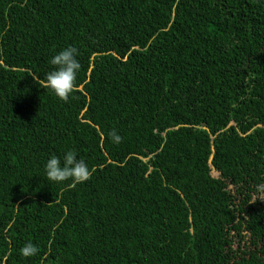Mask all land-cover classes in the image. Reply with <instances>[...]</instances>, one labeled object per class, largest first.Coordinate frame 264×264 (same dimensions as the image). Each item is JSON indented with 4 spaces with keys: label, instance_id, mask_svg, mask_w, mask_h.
Listing matches in <instances>:
<instances>
[{
    "label": "trees",
    "instance_id": "16d2710c",
    "mask_svg": "<svg viewBox=\"0 0 264 264\" xmlns=\"http://www.w3.org/2000/svg\"><path fill=\"white\" fill-rule=\"evenodd\" d=\"M0 264H264V0H0Z\"/></svg>",
    "mask_w": 264,
    "mask_h": 264
},
{
    "label": "clouds",
    "instance_id": "9594fccd",
    "mask_svg": "<svg viewBox=\"0 0 264 264\" xmlns=\"http://www.w3.org/2000/svg\"><path fill=\"white\" fill-rule=\"evenodd\" d=\"M78 50L74 46H67L51 56L49 64L51 70L45 73L43 87L50 90L58 99L67 102L74 92L77 75L81 64L77 59ZM113 143H120L121 136L115 130L109 133ZM47 181L63 183L69 181L68 187H75L90 179L92 170L89 165L78 158L74 150L65 151L62 156L55 154L48 156L43 164ZM38 246L31 241L20 248V255L32 257L37 254Z\"/></svg>",
    "mask_w": 264,
    "mask_h": 264
},
{
    "label": "rangeland",
    "instance_id": "374dc122",
    "mask_svg": "<svg viewBox=\"0 0 264 264\" xmlns=\"http://www.w3.org/2000/svg\"><path fill=\"white\" fill-rule=\"evenodd\" d=\"M212 175H213V176H217V175H218V173H217V172H215V171H212Z\"/></svg>",
    "mask_w": 264,
    "mask_h": 264
}]
</instances>
